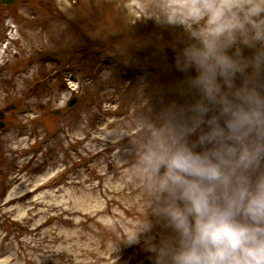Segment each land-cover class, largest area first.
I'll list each match as a JSON object with an SVG mask.
<instances>
[{
    "label": "rangeland",
    "instance_id": "obj_1",
    "mask_svg": "<svg viewBox=\"0 0 264 264\" xmlns=\"http://www.w3.org/2000/svg\"><path fill=\"white\" fill-rule=\"evenodd\" d=\"M165 2L0 4V264L85 263L79 248L93 264H152L121 238L141 211L129 175L141 95L153 112L189 99L183 29L154 16Z\"/></svg>",
    "mask_w": 264,
    "mask_h": 264
},
{
    "label": "clouds",
    "instance_id": "obj_2",
    "mask_svg": "<svg viewBox=\"0 0 264 264\" xmlns=\"http://www.w3.org/2000/svg\"><path fill=\"white\" fill-rule=\"evenodd\" d=\"M154 16L183 29L189 99L153 112L141 95L129 146L141 211L121 239L152 264H264V0H167Z\"/></svg>",
    "mask_w": 264,
    "mask_h": 264
},
{
    "label": "bare ground",
    "instance_id": "obj_3",
    "mask_svg": "<svg viewBox=\"0 0 264 264\" xmlns=\"http://www.w3.org/2000/svg\"><path fill=\"white\" fill-rule=\"evenodd\" d=\"M47 208V207H46ZM48 208H51V207H48ZM62 212H64V211H62ZM42 225V224H41ZM41 225H38L37 227H36V230L37 229H39L40 227H41ZM60 238L59 237H57L56 236V238H55V240L56 241H58ZM61 239H62V237H61ZM60 239V240H61ZM75 260L77 259V258H85L86 259V261H85V263H80V262H78V261H76L75 262V264H93L92 262H91V260H89L88 259V256H92V257H94L96 254H95V252H93V251H91V250H88V249H81V248H79L78 249V254H76L75 253Z\"/></svg>",
    "mask_w": 264,
    "mask_h": 264
},
{
    "label": "water",
    "instance_id": "obj_4",
    "mask_svg": "<svg viewBox=\"0 0 264 264\" xmlns=\"http://www.w3.org/2000/svg\"><path fill=\"white\" fill-rule=\"evenodd\" d=\"M16 0H0V4L3 6H7L10 5L12 3H14ZM75 100L74 98H72L69 102V106H72L74 104ZM10 109L12 108H7L5 111L8 112ZM3 119V113L0 112V129L3 128V123L1 122V120Z\"/></svg>",
    "mask_w": 264,
    "mask_h": 264
}]
</instances>
